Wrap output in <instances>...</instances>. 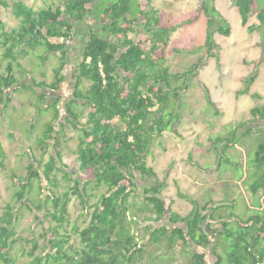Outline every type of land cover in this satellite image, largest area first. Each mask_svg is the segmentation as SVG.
<instances>
[{"label": "trees", "instance_id": "16d2710c", "mask_svg": "<svg viewBox=\"0 0 264 264\" xmlns=\"http://www.w3.org/2000/svg\"><path fill=\"white\" fill-rule=\"evenodd\" d=\"M40 1L45 6L36 9L23 0H0V7L10 9L18 20L8 28L0 15V105L6 110L18 92L29 91L38 117L51 113L41 123L34 147L25 150V175L14 170L8 175L14 190L0 215V264H16L13 248L25 240L16 234L21 207L33 213L43 230V245L31 234V246L23 251L29 264H153L155 253L175 245L184 252L180 264H208V256L212 264H264V106L251 108L248 119L208 139L217 169L223 160H231V149L246 140L252 145L248 178L244 170L242 175L249 203L226 195L203 202L178 189L177 195L191 205L181 214L171 208L174 199L163 193L166 178L147 164L154 139L168 127L175 128L173 107L181 89H188L186 76L196 66L170 70L165 59L171 33L183 23H193L200 13L207 15L202 44L207 56H214V33L230 35L214 0H206L209 3L181 23L167 26L161 25L151 0ZM231 2L241 25L256 18L246 30L259 31L263 45L264 0ZM131 33L141 37L133 39ZM77 41L79 55L71 63V43ZM52 58V80L36 79ZM262 59L264 53L238 93L249 91ZM67 65L73 74L61 112V96L50 97L48 92L64 86ZM207 100L213 104L208 94ZM34 129L30 122L27 137ZM68 129L77 131L78 141L70 165L62 161L60 143ZM8 135L18 139L13 132ZM4 159L0 142L3 169ZM189 162L206 170L190 157ZM73 199L80 206L82 226L69 213Z\"/></svg>", "mask_w": 264, "mask_h": 264}, {"label": "rangeland", "instance_id": "374dc122", "mask_svg": "<svg viewBox=\"0 0 264 264\" xmlns=\"http://www.w3.org/2000/svg\"><path fill=\"white\" fill-rule=\"evenodd\" d=\"M23 1L36 9L45 6L40 0ZM106 1L103 0L104 3ZM205 2L209 3L206 0H151L150 3L157 10L161 25L167 26L179 24L191 17ZM214 6L230 28L228 36L214 33L211 37L215 44L214 56H207V49L202 45L206 37L207 20V15L203 13H200L193 23H183L170 35L165 59L170 70L174 72L188 71L192 63L196 66L193 74L186 76L185 81L188 89L186 91L181 89L173 107L174 115L178 116L174 128L176 132L168 127L160 138H155L147 158L148 166H151L160 178H166L167 187L163 193L174 199L171 208L181 214L186 213L191 205L177 195L178 189L203 202L209 198L215 199V201L221 200L224 195L235 200L243 198L242 203H249L252 199L243 183L244 177L242 176L244 171L246 172L245 176H248L247 158L249 152L252 154V145L246 140L242 145L231 149L229 151L231 160L227 158V155V159L221 162L219 169L215 162L216 157L207 146L210 137L228 131L235 124L248 119L251 116V108L264 106V59L256 67L257 75L254 82L248 86L249 91L238 93L239 90L246 87L244 78L253 72L254 62L257 61L256 59H260L264 53V44H259V31L254 30L249 33L246 30L247 25L257 22L254 16L248 20L247 25L243 26L237 8L231 0H214ZM0 15L6 21L8 28L18 23L8 8L0 7ZM91 18L88 17L87 21ZM218 23L216 22V24ZM130 36L133 39L141 37L138 33H131ZM72 43L71 57L74 59L71 63L79 55L78 50L81 46L80 41ZM54 63L55 59L52 58L46 66L40 68L37 71L36 79L50 82L52 80L51 67ZM72 69L70 65H67L63 70L65 84L62 88L48 92L50 97L61 96L62 99L58 105L61 112L64 110L63 102L69 94L68 86L72 79ZM42 72L44 76L41 75ZM25 81L30 80L26 79ZM181 82L183 80L178 84L181 85ZM201 83L205 84L206 89L202 88ZM206 92L213 104L208 103ZM253 93L258 96L253 97ZM33 97L29 91H21L14 96L6 110H3L0 105V142L5 153L4 169L0 167V215L5 203L10 201L14 190L8 176L10 171L14 170L17 174L25 175L28 161L25 150L31 144L34 147L33 142L40 133L41 123L50 119L51 116V113H45L38 117L36 110L30 106ZM217 112L218 114H216ZM171 117L170 115L166 116V118ZM30 122L35 125V129L27 137L25 130ZM55 127L58 129L57 123H55ZM10 132L16 134L18 139L10 138L8 135ZM60 143L62 161L70 165L75 161L73 150L78 143L77 131L66 130ZM189 157L206 170L192 165L189 162ZM238 162L243 169L240 168V165L235 166V163ZM241 176L242 178L238 179ZM13 203L20 206L19 202ZM79 208L80 206L74 199L68 206L72 221L76 220L77 224L82 226L83 217H81ZM42 231V226L35 222L33 213L25 207H21L16 234L25 240H19L13 248L16 264H29V258L23 251L25 252L31 246L29 238L32 236L38 239L40 246L43 245L40 236ZM157 253L153 255L151 261L153 264H170L171 260L174 264H180L184 256L183 249L179 245H175L167 251L160 250ZM207 262L212 264L210 256L207 257Z\"/></svg>", "mask_w": 264, "mask_h": 264}]
</instances>
